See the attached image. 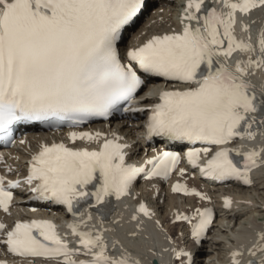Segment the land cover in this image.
Instances as JSON below:
<instances>
[{
	"label": "snow or ice",
	"instance_id": "snow-or-ice-1",
	"mask_svg": "<svg viewBox=\"0 0 264 264\" xmlns=\"http://www.w3.org/2000/svg\"><path fill=\"white\" fill-rule=\"evenodd\" d=\"M217 3L221 7L214 6ZM145 7L146 0H0V142L13 143L20 124L79 128L93 120L107 121L116 113L144 112L136 106L147 79L163 78L183 90L162 92L160 102L148 109L147 138L206 145L187 152L193 168L211 179L242 181L251 187L252 170L264 164V148L237 150L235 155L244 160L240 167L227 146L237 139L253 141L264 131V96H258L249 81L264 71V26L253 41L256 21L242 19L264 11V0H187L181 32L156 35L141 46L122 49L126 31ZM238 23L248 34L246 39L237 37ZM235 53L246 59L234 67L217 60H230ZM69 139L97 143L100 148L41 145L32 157L26 183L35 184L34 199L63 205L74 215L79 214L81 201H87L102 223L111 211V199L130 195L138 177L166 181L181 160L178 153L164 151L147 161L150 169L137 167L126 163L129 145L120 143L119 136L108 139L99 132L72 131ZM213 146L219 149L214 154ZM201 157H208L203 166ZM5 183L0 176V209L9 213L13 194ZM7 184L20 187L19 181ZM90 185L95 191H89ZM172 190L209 199L179 183ZM224 203L231 209V199ZM138 211L149 219L153 215L143 203ZM212 217L210 209H197L191 218L177 219L191 223L198 218L192 237L199 242ZM81 227L70 225L82 252L72 250L46 220L17 222L11 230L0 223V234L5 236L0 243L11 255L58 264H139L125 254L113 258L102 231H80ZM172 251L177 260L186 257L187 264H194L191 252ZM259 252H264V230L250 255ZM80 255L90 259H75ZM232 255L235 264H241L244 252Z\"/></svg>",
	"mask_w": 264,
	"mask_h": 264
},
{
	"label": "bare ground",
	"instance_id": "bare-ground-1",
	"mask_svg": "<svg viewBox=\"0 0 264 264\" xmlns=\"http://www.w3.org/2000/svg\"><path fill=\"white\" fill-rule=\"evenodd\" d=\"M153 2L155 1L153 0ZM181 5L182 1L178 0L169 6H157L152 8L146 21L130 35L122 48L137 47L152 35L169 32L174 27H177ZM263 23L264 18L256 24L257 29H259ZM252 28L253 30L256 29L255 25H253ZM255 74H258L259 81L254 83V87L260 96H264V73L256 72ZM249 81L252 83L250 79ZM158 90L159 86L157 85L149 90L151 95L148 99H145L147 105L155 101ZM146 95L147 94H142L139 97H146ZM142 125L143 120L119 131L122 135L127 137V143L131 145L134 153H138V149L141 146L142 140L136 138L141 131ZM50 138L49 134L34 133L29 135V142L31 147L35 148L41 141L50 140ZM257 140H261L264 146V133L260 134ZM27 155L28 151L26 149H21L6 154L5 159L12 166H23L27 159ZM18 158H20L21 161H18ZM263 173L264 169L254 176V187L248 189L234 187L231 189L233 194L229 195H233L235 206L230 211L221 212L220 221L215 224L210 237L202 248H198L193 242L187 240V236L185 237V234L180 229L174 231L173 224L171 223V218H173L174 214L185 209L186 206L184 203L186 205L190 204L193 199H186L184 203L180 202L177 198L170 195L169 189L166 187L161 188L157 200L152 199L155 192L149 195L153 216L155 219L159 220L162 225L161 231L157 232L159 235L158 237L153 232L145 231L143 228H140L139 224L135 223L133 226L129 225L122 219L119 213H114L111 218L107 219L106 223L100 226L99 230L105 232L104 234L106 235L109 248L118 252L120 257L122 254H125L132 261H138L139 264H152L154 261L159 264H171L167 261L165 255L172 248L182 244L186 249L191 250L195 254L196 264L223 263L225 259L219 260V255H223V258L226 256L227 258L228 255H231L232 252L237 251V249L242 246L245 239L251 238L255 231L259 234L264 227V224L261 227H257V225L252 223L256 222V218H259L264 213V203L259 205V202L255 199L256 197L261 202H264V197L261 195L263 194L262 191H264ZM192 181L195 186L201 188L203 191H207V188L203 184L197 183L196 180ZM148 190L149 186H146V188H144V194H147ZM208 192L214 198H218L221 190L209 189ZM136 194L140 193L136 191ZM24 197L25 196L17 200L13 208V214L18 216L27 215L28 206L26 201L28 198ZM161 200L163 201L161 202ZM247 214H250L251 217L246 220V222H248L247 224H243L244 221L242 222V216ZM87 216L88 215L83 216L82 219ZM251 225L256 228L252 229ZM179 234L183 240L179 239ZM200 255H204L202 259H199ZM211 258L216 259L210 262Z\"/></svg>",
	"mask_w": 264,
	"mask_h": 264
},
{
	"label": "rangeland",
	"instance_id": "rangeland-1",
	"mask_svg": "<svg viewBox=\"0 0 264 264\" xmlns=\"http://www.w3.org/2000/svg\"><path fill=\"white\" fill-rule=\"evenodd\" d=\"M145 19H146V15L143 17V19L141 20V24L145 21ZM261 202V201H260ZM260 202H259V205H260ZM264 202L262 201V204H263ZM263 215H264V213L260 216V217H263ZM248 216H246V217H244V218H246V219H243L242 220V222L244 221V222H246V220L248 219L247 218ZM261 220H263V219H261ZM174 231H175V228L173 229ZM179 233V232H178ZM175 234H176V232H175ZM205 249H206V247H205ZM204 256V255H203ZM218 258H219V260H221L222 258H223V255H219L218 256ZM226 258V256L223 258V259H225ZM216 258H211L210 259V262H213V260H215Z\"/></svg>",
	"mask_w": 264,
	"mask_h": 264
}]
</instances>
